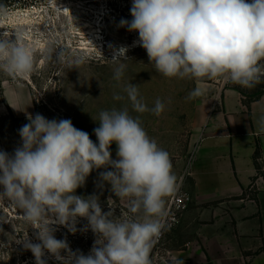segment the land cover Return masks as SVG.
Segmentation results:
<instances>
[{"label": "clouds", "instance_id": "obj_1", "mask_svg": "<svg viewBox=\"0 0 264 264\" xmlns=\"http://www.w3.org/2000/svg\"><path fill=\"white\" fill-rule=\"evenodd\" d=\"M131 20L119 27L137 32L133 46L142 47L153 69L165 78L197 82L189 99L205 95V79L235 84L245 89L264 82V0H132ZM7 10L0 7V17ZM15 35V40L10 37ZM128 47L113 50V79L119 84L125 70ZM47 59L78 69L87 54L76 53L49 42L43 50ZM36 50L24 39L22 30L0 34V72L13 81L29 78L35 70ZM124 95L129 107H113L98 114L94 129L97 142L76 128L70 119H47L28 115L18 131L21 143L9 154L0 150V202L19 209L24 222L35 230L33 243L24 232L22 243L36 264H47L45 253L61 264H151L150 253L165 229V198L178 192L182 178L173 171L167 150L150 137L140 114L160 116L166 108L157 98L149 107L139 85L128 83ZM96 121V120H95ZM260 129L264 131V117ZM115 142L116 156L110 147ZM100 187L128 202L123 218L113 210L104 212L99 197L76 195L94 169ZM78 218H85L95 241L85 255L73 252L66 239H57V226L76 233ZM65 252L67 255H62ZM177 264H183L178 261Z\"/></svg>", "mask_w": 264, "mask_h": 264}, {"label": "rangeland", "instance_id": "obj_2", "mask_svg": "<svg viewBox=\"0 0 264 264\" xmlns=\"http://www.w3.org/2000/svg\"><path fill=\"white\" fill-rule=\"evenodd\" d=\"M53 1L62 0H16L12 10L44 8L41 15L48 19V26L33 24L34 26L30 28L34 29L32 31L35 36L39 35L42 39L53 42L55 46L64 47L76 53H85L87 59L78 69L68 70L64 65L47 59L44 53L36 52L35 70L29 78L13 81L0 72V150L9 154L13 153L21 143L18 130L29 122L28 115L35 116L37 113L47 119H70L76 128L87 132L92 141L97 142L94 129L99 126L98 114L101 110L127 106L133 116L138 115L131 111L126 95L125 99L120 101L113 99L114 93L119 92L124 95L122 88L132 83L139 85L140 94L149 107L154 105L157 98L165 103V111L160 116L146 112L140 114V119L148 135L154 138L161 148L169 152L173 171L182 178L180 187L189 194L185 182L189 178L197 141L209 114V101L213 98L216 102L224 88H240L246 92L243 99H248L264 91V82L254 88L245 89L239 85L205 79L202 82L207 89L205 95L189 99L188 94L197 86V82L165 78L157 73L150 64L146 51L140 46H133V41L138 39V33L119 27V21L122 18L132 19L130 13L132 0H70L80 3V6L85 5L86 9L100 7L99 9L109 12L106 29L104 28L108 44L103 51L100 49L77 50L67 47L69 34L67 23L62 17L59 23H53L56 15L50 8ZM78 15L76 25L79 24V26H76V29L82 32L80 24L91 19L92 16L79 13ZM6 30L2 29L0 32L3 33ZM79 39L80 36L73 41L75 47L83 46L80 45L81 39ZM120 46L128 47L126 53L128 60L125 62V74L117 84L113 79V72L119 61H114L112 58L113 50H118ZM207 97L209 101H206ZM110 151L112 159H118L115 142L111 145ZM104 170V168L94 169L87 177L85 185L78 188L75 194L82 197L98 196L104 212L113 210L114 214L121 218L131 215L128 213L127 200L116 197L110 190V184L104 182L103 187L99 186L100 173ZM2 190L0 187V191ZM170 197L171 195L165 198L166 207ZM86 225L85 218H78L77 231L74 234L64 226H57L55 237L66 239L73 252L79 250L87 255L96 237L90 229L83 230ZM30 227L24 222L19 209L10 207L7 200L4 203L0 202V264H36L32 252L26 250L22 243L16 242L24 232H28L33 243L38 242L34 236L35 230ZM173 228L166 229L162 239L155 243L150 253L151 264H164L163 258L165 259L167 255L169 234ZM61 254L67 255L65 252ZM44 258L47 264H61L47 252Z\"/></svg>", "mask_w": 264, "mask_h": 264}, {"label": "crops", "instance_id": "obj_3", "mask_svg": "<svg viewBox=\"0 0 264 264\" xmlns=\"http://www.w3.org/2000/svg\"><path fill=\"white\" fill-rule=\"evenodd\" d=\"M209 102L164 264H264V91L245 105L224 88Z\"/></svg>", "mask_w": 264, "mask_h": 264}, {"label": "bare ground", "instance_id": "obj_4", "mask_svg": "<svg viewBox=\"0 0 264 264\" xmlns=\"http://www.w3.org/2000/svg\"><path fill=\"white\" fill-rule=\"evenodd\" d=\"M79 4L80 3H74L70 0L51 2V11H54L56 13L53 23H59L61 17L64 19V22L67 23L66 27L69 31L67 38V47L77 50L100 49L101 51H103L106 47V44H108L106 42L104 28L109 12H106L104 9H99L100 7L86 9L84 7L85 5L80 6ZM43 9L44 8L37 9L35 7H32L24 11L21 9L13 10L11 13H7L6 16L0 17V30L8 29L10 33L16 30H22L25 41L30 46L34 47L36 52L44 53L43 50L47 47L48 40L46 41L45 39H42L39 35L35 36V33L32 31L33 28H30L33 24L48 26V19L42 17L41 15ZM78 13L92 16L91 19H88L87 21L80 24V26L82 27V32H80V29H76V26H79V24L76 25V23H78ZM1 33L2 32H0V34ZM78 36H80L81 39L80 45H83L81 47L74 46L73 41L77 39ZM10 39L15 40V35L13 34Z\"/></svg>", "mask_w": 264, "mask_h": 264}, {"label": "built area", "instance_id": "obj_5", "mask_svg": "<svg viewBox=\"0 0 264 264\" xmlns=\"http://www.w3.org/2000/svg\"><path fill=\"white\" fill-rule=\"evenodd\" d=\"M15 3L16 0H0V7L6 9L7 13H11L14 10V9L12 10V7L14 6ZM21 10L24 11L26 10V8ZM189 203H190L189 194L183 191L181 187L179 188L178 192L171 195L168 201V205L166 207L167 210V216L165 217L166 226L156 243H158L162 239L163 233L166 229L173 228L179 222L182 212L187 208Z\"/></svg>", "mask_w": 264, "mask_h": 264}, {"label": "trees", "instance_id": "obj_6", "mask_svg": "<svg viewBox=\"0 0 264 264\" xmlns=\"http://www.w3.org/2000/svg\"><path fill=\"white\" fill-rule=\"evenodd\" d=\"M240 94L241 96L245 97L246 96V92L242 91L240 88H235ZM262 92H258L257 94L250 96L248 99H243V103L245 105H247L251 100L256 99ZM256 155H258V150L255 153Z\"/></svg>", "mask_w": 264, "mask_h": 264}]
</instances>
